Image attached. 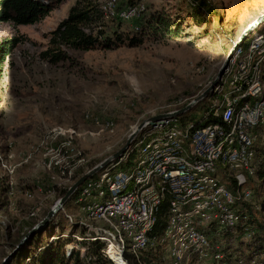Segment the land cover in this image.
Here are the masks:
<instances>
[{"label": "rangeland", "instance_id": "1", "mask_svg": "<svg viewBox=\"0 0 264 264\" xmlns=\"http://www.w3.org/2000/svg\"><path fill=\"white\" fill-rule=\"evenodd\" d=\"M196 1L199 8L193 5ZM138 2L146 5V15L160 13L179 21V35L147 34L135 45L127 41L109 49L65 47L70 57L52 64L41 53L51 46V32L76 0H62L35 24L0 22V42L15 35L23 38L0 69V264L48 214L62 190L121 149L143 120L183 108L204 92L235 42L264 14V0ZM132 24L123 22L120 30L130 31ZM257 30H264V22L249 34L244 48ZM216 98L191 109L186 123L201 118ZM174 123L183 125L181 120ZM165 129L168 126L157 128L151 138ZM254 132L264 134V121ZM138 136L126 151L137 149L132 160L115 166L112 174L131 170L138 162ZM258 140L263 147L264 138ZM231 174L221 171L218 178L230 186ZM252 186L258 204L255 216L264 222V180L256 177ZM82 217H86L83 205L68 203L40 231L44 245H35L34 250L43 249L62 233H80L84 227L76 222ZM84 248L79 244L73 249L84 257ZM243 249L252 248L245 242Z\"/></svg>", "mask_w": 264, "mask_h": 264}, {"label": "built area", "instance_id": "2", "mask_svg": "<svg viewBox=\"0 0 264 264\" xmlns=\"http://www.w3.org/2000/svg\"><path fill=\"white\" fill-rule=\"evenodd\" d=\"M121 2L103 0L104 19L134 24L147 11L142 2ZM216 92L203 124L178 126L170 117L147 125L131 170L112 174L123 157L80 186L76 203L86 217L76 224L85 232L72 234L76 245H67L68 251L100 240L104 254L122 264H128L126 253L140 259L148 250L161 252L166 264H264V251L252 254L240 243L256 234L251 180L260 166L256 142L264 138L254 132L264 121V30L236 50ZM221 171L232 173L230 186L218 178Z\"/></svg>", "mask_w": 264, "mask_h": 264}, {"label": "trees", "instance_id": "3", "mask_svg": "<svg viewBox=\"0 0 264 264\" xmlns=\"http://www.w3.org/2000/svg\"><path fill=\"white\" fill-rule=\"evenodd\" d=\"M61 2L62 0H0V22H13L17 25L35 24L45 18ZM137 3H139L138 0H122L121 5H135ZM193 5L198 8L200 6V4H197V1L194 2ZM146 13L147 11L139 21L134 23L135 26L138 24L139 29H135L134 24H132L133 29L131 28L130 31L120 30L125 21L104 19L101 2L98 0H76V3L70 8L68 15L61 20L57 27L51 32V46L41 53L42 57L52 64H57L70 57L65 47L83 50L96 48L109 49L116 45L126 43L127 41L131 45H135L140 43L147 34L154 36H170L172 38L179 35V21H175L160 13L153 15H146ZM109 22L112 24H108ZM113 24L117 26L114 28ZM257 32H260V30H257ZM22 39L21 36L15 35L7 37L0 42V69L15 48L22 42ZM217 96V92H213V94H209L208 97L202 101L213 97L216 98ZM202 101L193 108L197 107ZM213 102H210L204 115L192 121V123L196 125L203 124L204 118L208 112H210ZM187 104H185V106ZM189 111L177 116L178 120H181L183 124L186 123L185 117ZM259 141L260 140L256 142V148L260 152V166L256 177L260 180H264V146L262 147ZM136 152L137 149L135 148H132L131 152L129 150V153H126V158L124 161H121L120 164L124 162L129 163ZM95 176L96 175L93 177ZM254 179L255 178H252L251 181L253 182ZM67 190L68 188H64L61 195L64 196ZM80 191L81 187L66 202L64 207L71 201L76 202ZM251 206L252 202L244 204V207H248L250 212L252 210ZM251 223L255 225V236L249 241L241 240L240 243L244 245L245 242H248V245L252 248L251 253L257 254L264 251V222H260L258 218L254 216L251 219ZM47 230L48 228L42 233L46 235ZM40 231H37L30 237L6 264H9V262H11L10 264H14L16 260L19 261V264H72V262H75L74 264H116L104 254L102 250L103 243L100 240H85L81 242V245L83 244L86 248L84 257L75 249L68 251L67 245L74 243L75 239L73 235L66 236L63 233L50 240L46 247L43 246V249L34 250L36 249V247H34L35 245L40 244V246H42L41 244L44 242L41 240L42 235ZM81 232H85V229ZM56 243L62 246L59 248H51V244ZM57 250H62V253ZM125 256L128 264H166L164 255L156 250L146 251L140 259H137L131 253H126Z\"/></svg>", "mask_w": 264, "mask_h": 264}, {"label": "water", "instance_id": "4", "mask_svg": "<svg viewBox=\"0 0 264 264\" xmlns=\"http://www.w3.org/2000/svg\"><path fill=\"white\" fill-rule=\"evenodd\" d=\"M264 22V14L257 18L253 23H251L246 30L242 33L240 38L235 42L233 48L229 52L226 60L224 61L222 67L219 70V73L214 80V82L199 96L194 98L192 101H190L186 106L183 108L167 112V113H160L154 116H151L145 120H143L129 135L125 145L105 158L103 161L95 165L93 168L89 169L86 173H84L81 177H79L67 190L66 194L62 196L56 204L53 206V208L48 212V214L40 220L30 231H28L23 238L20 240V242L17 244L16 248L11 252L3 261L2 264H6L15 254L16 252L26 243V241L32 237L37 231H40L47 227L54 217V215L62 209L66 202L76 193V191L80 188V186L89 178H92L94 175L99 173L100 171L107 168L110 164L117 162L118 160H121L123 156L125 155L126 151L131 147L133 142L135 141L136 137L139 135V133L147 126V125H155L157 122H162L166 118L170 117H177L189 110H191L196 104H198L200 101L205 99L218 85L220 79L223 77L224 72L229 65L231 59L233 58L236 50L241 47L248 39L249 34L255 30L258 26H260Z\"/></svg>", "mask_w": 264, "mask_h": 264}, {"label": "bare ground", "instance_id": "5", "mask_svg": "<svg viewBox=\"0 0 264 264\" xmlns=\"http://www.w3.org/2000/svg\"><path fill=\"white\" fill-rule=\"evenodd\" d=\"M113 249H112V247H111V249H110V251H112ZM112 256L114 257V259H115V257H117L116 255H114V254H112ZM115 263L116 264H122V260H121V258L120 257H117V260L115 259Z\"/></svg>", "mask_w": 264, "mask_h": 264}, {"label": "crops", "instance_id": "6", "mask_svg": "<svg viewBox=\"0 0 264 264\" xmlns=\"http://www.w3.org/2000/svg\"><path fill=\"white\" fill-rule=\"evenodd\" d=\"M65 209H66V207H65Z\"/></svg>", "mask_w": 264, "mask_h": 264}]
</instances>
